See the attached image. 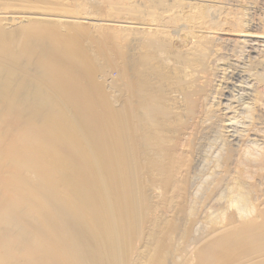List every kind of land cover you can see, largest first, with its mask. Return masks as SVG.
<instances>
[{
    "label": "bare ground",
    "instance_id": "obj_1",
    "mask_svg": "<svg viewBox=\"0 0 264 264\" xmlns=\"http://www.w3.org/2000/svg\"><path fill=\"white\" fill-rule=\"evenodd\" d=\"M18 1L0 264H264V0Z\"/></svg>",
    "mask_w": 264,
    "mask_h": 264
},
{
    "label": "rangeland",
    "instance_id": "obj_2",
    "mask_svg": "<svg viewBox=\"0 0 264 264\" xmlns=\"http://www.w3.org/2000/svg\"><path fill=\"white\" fill-rule=\"evenodd\" d=\"M94 0H19L18 2H14L10 5L8 3L7 7H1L4 13L8 12H15L16 16H19V13L22 12V9H36V8H43L47 10H59V9H85L88 13H95L96 8L94 5ZM102 3L99 4V6H103L105 9L109 6V3L103 0H99ZM81 6V7H80ZM2 12V11H0ZM96 14V13H95ZM16 22V23H15ZM15 22L8 21V23L4 22V24L7 26V28L14 27L17 23H19L18 20ZM14 24V25H13ZM115 53V50L114 52ZM113 75H115L113 73Z\"/></svg>",
    "mask_w": 264,
    "mask_h": 264
}]
</instances>
